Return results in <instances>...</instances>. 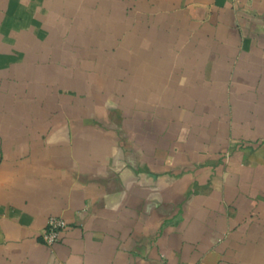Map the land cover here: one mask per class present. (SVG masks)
<instances>
[{
    "label": "crops",
    "instance_id": "0c3cea01",
    "mask_svg": "<svg viewBox=\"0 0 264 264\" xmlns=\"http://www.w3.org/2000/svg\"><path fill=\"white\" fill-rule=\"evenodd\" d=\"M0 264H264V0H0Z\"/></svg>",
    "mask_w": 264,
    "mask_h": 264
},
{
    "label": "built area",
    "instance_id": "2783aa9c",
    "mask_svg": "<svg viewBox=\"0 0 264 264\" xmlns=\"http://www.w3.org/2000/svg\"><path fill=\"white\" fill-rule=\"evenodd\" d=\"M68 226L66 219L60 216H50L46 227L40 234L41 240L48 245H53L61 238L63 230Z\"/></svg>",
    "mask_w": 264,
    "mask_h": 264
}]
</instances>
